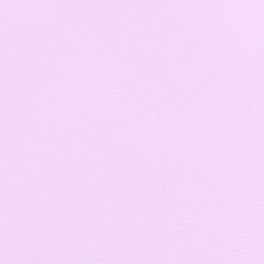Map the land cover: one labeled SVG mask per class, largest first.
Instances as JSON below:
<instances>
[{
  "label": "snow or ice",
  "instance_id": "1",
  "mask_svg": "<svg viewBox=\"0 0 264 264\" xmlns=\"http://www.w3.org/2000/svg\"><path fill=\"white\" fill-rule=\"evenodd\" d=\"M0 264H264V0H0Z\"/></svg>",
  "mask_w": 264,
  "mask_h": 264
}]
</instances>
